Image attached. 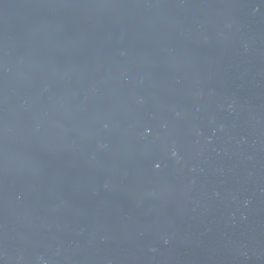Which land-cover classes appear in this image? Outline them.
I'll list each match as a JSON object with an SVG mask.
<instances>
[{
  "label": "water",
  "instance_id": "obj_1",
  "mask_svg": "<svg viewBox=\"0 0 264 264\" xmlns=\"http://www.w3.org/2000/svg\"><path fill=\"white\" fill-rule=\"evenodd\" d=\"M0 264H264V0H0Z\"/></svg>",
  "mask_w": 264,
  "mask_h": 264
}]
</instances>
